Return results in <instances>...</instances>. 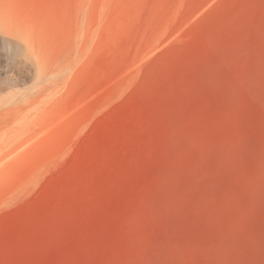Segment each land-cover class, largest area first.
Returning <instances> with one entry per match:
<instances>
[{"label": "rangeland", "instance_id": "rangeland-1", "mask_svg": "<svg viewBox=\"0 0 264 264\" xmlns=\"http://www.w3.org/2000/svg\"><path fill=\"white\" fill-rule=\"evenodd\" d=\"M0 264H264V0H0Z\"/></svg>", "mask_w": 264, "mask_h": 264}, {"label": "bare ground", "instance_id": "bare-ground-1", "mask_svg": "<svg viewBox=\"0 0 264 264\" xmlns=\"http://www.w3.org/2000/svg\"><path fill=\"white\" fill-rule=\"evenodd\" d=\"M8 37H11L12 36V34H10L9 32H4ZM9 45H12V41H11V39H10V41H9V43H8ZM5 113V112H4ZM7 113V112H6ZM9 113V112H8Z\"/></svg>", "mask_w": 264, "mask_h": 264}]
</instances>
